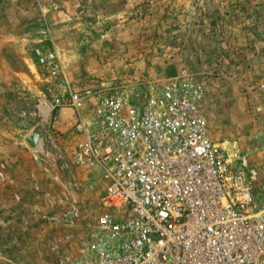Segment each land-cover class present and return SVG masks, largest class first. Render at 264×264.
Segmentation results:
<instances>
[{
  "label": "rangeland",
  "instance_id": "obj_1",
  "mask_svg": "<svg viewBox=\"0 0 264 264\" xmlns=\"http://www.w3.org/2000/svg\"><path fill=\"white\" fill-rule=\"evenodd\" d=\"M170 80L202 86L210 135L246 157L264 210V0H0V264L80 255L104 210L73 96L90 121L101 94Z\"/></svg>",
  "mask_w": 264,
  "mask_h": 264
},
{
  "label": "built area",
  "instance_id": "obj_2",
  "mask_svg": "<svg viewBox=\"0 0 264 264\" xmlns=\"http://www.w3.org/2000/svg\"><path fill=\"white\" fill-rule=\"evenodd\" d=\"M134 99L100 95L94 120L73 101L79 160L99 171L104 210L80 255L59 264H264V210L251 174L209 132L202 86L170 80Z\"/></svg>",
  "mask_w": 264,
  "mask_h": 264
},
{
  "label": "crops",
  "instance_id": "obj_3",
  "mask_svg": "<svg viewBox=\"0 0 264 264\" xmlns=\"http://www.w3.org/2000/svg\"><path fill=\"white\" fill-rule=\"evenodd\" d=\"M64 112H66V114H68V115H72V113H73V111H72V109L71 108H66V109H64ZM19 165H21V166H23L21 169L20 168H18V172L19 171H26L27 172V170H28V172H32V170H34L33 169V162L30 160L29 162H26V164L25 165H23V164H19ZM18 165V166H19ZM16 169V168H15ZM35 171V170H34ZM30 175V174H29ZM28 176V175H27ZM31 176V175H30ZM18 181V179L17 178H15V177H13L12 178V181L13 182H15V181ZM11 200H13V201H15V200H17V199H21L22 197H18V196H21V194H18V193H16L15 195L14 194H11ZM45 195H41V197L40 198H42L43 199V197H44ZM47 196V195H46ZM49 196V199H52L53 201H57V196L55 195V194H51V195H48ZM24 199H26V198H24Z\"/></svg>",
  "mask_w": 264,
  "mask_h": 264
},
{
  "label": "water",
  "instance_id": "obj_4",
  "mask_svg": "<svg viewBox=\"0 0 264 264\" xmlns=\"http://www.w3.org/2000/svg\"><path fill=\"white\" fill-rule=\"evenodd\" d=\"M41 139V134L39 133H35L31 139H29V143L31 144V146L36 147L39 143V140Z\"/></svg>",
  "mask_w": 264,
  "mask_h": 264
}]
</instances>
